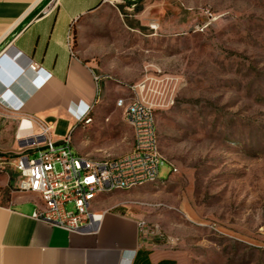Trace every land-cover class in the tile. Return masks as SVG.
I'll use <instances>...</instances> for the list:
<instances>
[{
  "label": "rangeland",
  "instance_id": "obj_1",
  "mask_svg": "<svg viewBox=\"0 0 264 264\" xmlns=\"http://www.w3.org/2000/svg\"><path fill=\"white\" fill-rule=\"evenodd\" d=\"M119 5V14L105 17L110 26L99 32L96 56L105 70L95 74L110 83L99 99L106 114L67 132L89 157L123 154L132 131L115 102L130 91L119 96L117 85L145 81L166 161L159 180L96 202L157 224L166 237L160 246L180 264H264V0ZM8 120L0 119L1 143L21 119ZM0 155L16 153L0 148ZM16 182L10 167L0 170L1 203Z\"/></svg>",
  "mask_w": 264,
  "mask_h": 264
},
{
  "label": "crops",
  "instance_id": "obj_2",
  "mask_svg": "<svg viewBox=\"0 0 264 264\" xmlns=\"http://www.w3.org/2000/svg\"><path fill=\"white\" fill-rule=\"evenodd\" d=\"M126 1L57 0L52 5V0H0V119L30 120L33 133L49 124L50 136L59 140L75 122L73 114L90 105L89 123L99 124L106 114L99 106L100 93L110 85L102 76L98 83L93 78L105 70L96 60L99 32L104 35L110 26L106 15L119 14V4ZM31 62L43 69L39 77L49 73V78L38 83L37 73L28 67ZM117 88L119 96L129 92ZM115 110L110 107L107 113ZM60 127L63 132L58 133ZM103 130L112 132L113 125ZM0 148L15 153L26 149L17 131L9 133ZM93 149L105 153L111 146ZM39 203L36 194L16 189L9 191L7 202H0V264H133L135 259L136 264H180L178 256L162 246H139V218L133 215L107 210L96 232L69 233L35 220L32 213ZM93 210L106 209L97 201ZM138 251L146 256L137 258Z\"/></svg>",
  "mask_w": 264,
  "mask_h": 264
},
{
  "label": "built area",
  "instance_id": "obj_3",
  "mask_svg": "<svg viewBox=\"0 0 264 264\" xmlns=\"http://www.w3.org/2000/svg\"><path fill=\"white\" fill-rule=\"evenodd\" d=\"M52 2L54 5L57 0ZM70 37L69 33L67 47L72 53ZM28 67L37 73L38 83L50 76L45 73L39 77L44 71L35 62ZM93 78L98 83L100 76ZM147 87L145 81L130 85V95L116 99L115 105L122 109L123 119L132 131L128 150L119 156L107 154L95 159L77 154L70 132L55 140L50 136L51 125H40V132L33 133L31 121L20 120L17 136L23 122H28L20 134L26 149L14 156L0 155V170L10 167L17 175L15 189L38 196L40 203L35 205L32 213L35 220L69 233H94L107 211L93 210L100 194L159 180V167L166 160L159 150L153 105L142 96ZM90 108V105L79 108L78 113L73 114L75 122L89 123ZM137 231L142 248L153 249L166 241L155 223L138 219Z\"/></svg>",
  "mask_w": 264,
  "mask_h": 264
},
{
  "label": "trees",
  "instance_id": "obj_4",
  "mask_svg": "<svg viewBox=\"0 0 264 264\" xmlns=\"http://www.w3.org/2000/svg\"><path fill=\"white\" fill-rule=\"evenodd\" d=\"M133 3H134V1H130V0L126 1L127 5H130V4H133ZM145 256H146V252L145 251H138L137 252V258L139 257V258L143 259ZM133 264H136V259H135V262ZM160 264H166V263L163 262V263H160Z\"/></svg>",
  "mask_w": 264,
  "mask_h": 264
},
{
  "label": "bare ground",
  "instance_id": "obj_5",
  "mask_svg": "<svg viewBox=\"0 0 264 264\" xmlns=\"http://www.w3.org/2000/svg\"><path fill=\"white\" fill-rule=\"evenodd\" d=\"M27 125H28V122L24 121L23 124H22V126H21V128H20L21 130H20L19 133H18L19 135L23 133L22 130H23Z\"/></svg>",
  "mask_w": 264,
  "mask_h": 264
}]
</instances>
